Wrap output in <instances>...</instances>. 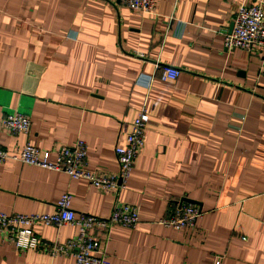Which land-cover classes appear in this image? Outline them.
<instances>
[{"label":"crops","instance_id":"obj_1","mask_svg":"<svg viewBox=\"0 0 264 264\" xmlns=\"http://www.w3.org/2000/svg\"><path fill=\"white\" fill-rule=\"evenodd\" d=\"M264 0H157L153 14L119 0H0V147L30 142L52 152L87 146V168L118 172L115 150L146 110V144L116 198L61 172L0 163V213L54 214L72 196L77 215L108 218L117 203L139 210L135 228L113 226L106 264H264V48L228 51L241 5ZM180 70L151 82L156 65ZM31 120L12 134L6 115ZM197 202L193 229L160 221ZM48 243L72 226H37ZM99 237L101 232L92 231ZM0 264H75L0 236Z\"/></svg>","mask_w":264,"mask_h":264},{"label":"built area","instance_id":"obj_2","mask_svg":"<svg viewBox=\"0 0 264 264\" xmlns=\"http://www.w3.org/2000/svg\"><path fill=\"white\" fill-rule=\"evenodd\" d=\"M131 9L143 14H153L157 0H119ZM224 47L228 51L236 49L252 50L264 48V8L263 4L241 5L233 20V29L225 35ZM181 72L172 66L156 65V74L151 82L158 80L162 83L176 81ZM149 116L143 110L132 123L126 144L115 150L118 172L103 174L90 171L87 168V146L79 140L74 146H63L52 152L42 151L30 142L10 153L0 147V163L8 161L20 162L24 165L40 167L46 170L61 172L71 179L86 180L101 192L111 194L116 198L127 188L135 162L145 147L146 130ZM3 127L12 134L29 136L31 120L19 113L8 114L3 119ZM72 196L64 194L57 204L54 214H5L0 213V236L4 244L15 247L18 251L37 250L52 257H71L75 264H106V245L109 241L113 226L135 228L139 224V210L132 205L117 203L108 218H98L89 215H77L72 210ZM202 216V210L192 203L178 201L172 213L162 219L160 224L174 230H187L196 227ZM37 226H72L77 229L74 238L64 243H48L35 233ZM99 231V237L92 234ZM215 264H221L217 261Z\"/></svg>","mask_w":264,"mask_h":264},{"label":"water","instance_id":"obj_3","mask_svg":"<svg viewBox=\"0 0 264 264\" xmlns=\"http://www.w3.org/2000/svg\"><path fill=\"white\" fill-rule=\"evenodd\" d=\"M232 29H233V24H232V26H231V28H230V32L232 31ZM230 32H229V33H230ZM182 201H185V202H188V203H192V204H194V205H197V204H196L197 202H194V201H192V200L183 199Z\"/></svg>","mask_w":264,"mask_h":264}]
</instances>
